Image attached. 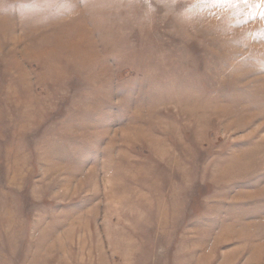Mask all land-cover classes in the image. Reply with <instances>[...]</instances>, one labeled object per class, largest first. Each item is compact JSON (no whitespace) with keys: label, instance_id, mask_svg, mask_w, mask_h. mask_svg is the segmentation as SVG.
I'll return each instance as SVG.
<instances>
[{"label":"rangeland","instance_id":"obj_1","mask_svg":"<svg viewBox=\"0 0 264 264\" xmlns=\"http://www.w3.org/2000/svg\"><path fill=\"white\" fill-rule=\"evenodd\" d=\"M260 0H0V264H264Z\"/></svg>","mask_w":264,"mask_h":264},{"label":"snow or ice","instance_id":"obj_2","mask_svg":"<svg viewBox=\"0 0 264 264\" xmlns=\"http://www.w3.org/2000/svg\"><path fill=\"white\" fill-rule=\"evenodd\" d=\"M241 2L247 4L249 3V0H241ZM257 7H264V0H260V3L256 5Z\"/></svg>","mask_w":264,"mask_h":264}]
</instances>
